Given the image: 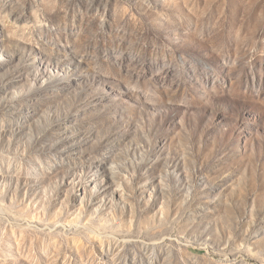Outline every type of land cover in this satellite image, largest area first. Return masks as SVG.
<instances>
[{
  "label": "rangeland",
  "instance_id": "obj_1",
  "mask_svg": "<svg viewBox=\"0 0 264 264\" xmlns=\"http://www.w3.org/2000/svg\"><path fill=\"white\" fill-rule=\"evenodd\" d=\"M0 264H264V0H0Z\"/></svg>",
  "mask_w": 264,
  "mask_h": 264
}]
</instances>
